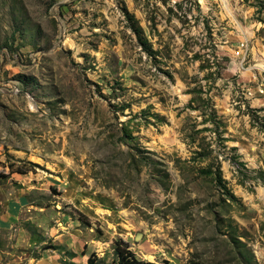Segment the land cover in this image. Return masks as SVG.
I'll list each match as a JSON object with an SVG mask.
<instances>
[{
	"label": "rangeland",
	"instance_id": "1",
	"mask_svg": "<svg viewBox=\"0 0 264 264\" xmlns=\"http://www.w3.org/2000/svg\"><path fill=\"white\" fill-rule=\"evenodd\" d=\"M264 264V0H0V264Z\"/></svg>",
	"mask_w": 264,
	"mask_h": 264
},
{
	"label": "trees",
	"instance_id": "2",
	"mask_svg": "<svg viewBox=\"0 0 264 264\" xmlns=\"http://www.w3.org/2000/svg\"><path fill=\"white\" fill-rule=\"evenodd\" d=\"M115 256L116 264H153L151 262L138 260L135 254L127 246H122L121 244L116 245ZM90 264L94 263L90 262Z\"/></svg>",
	"mask_w": 264,
	"mask_h": 264
},
{
	"label": "built area",
	"instance_id": "3",
	"mask_svg": "<svg viewBox=\"0 0 264 264\" xmlns=\"http://www.w3.org/2000/svg\"><path fill=\"white\" fill-rule=\"evenodd\" d=\"M224 1H228V0H224Z\"/></svg>",
	"mask_w": 264,
	"mask_h": 264
}]
</instances>
